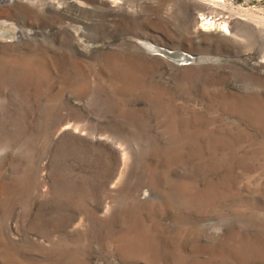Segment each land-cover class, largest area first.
<instances>
[{
    "label": "rangeland",
    "instance_id": "374dc122",
    "mask_svg": "<svg viewBox=\"0 0 264 264\" xmlns=\"http://www.w3.org/2000/svg\"><path fill=\"white\" fill-rule=\"evenodd\" d=\"M0 264H264V0H0Z\"/></svg>",
    "mask_w": 264,
    "mask_h": 264
},
{
    "label": "bare ground",
    "instance_id": "6f19581e",
    "mask_svg": "<svg viewBox=\"0 0 264 264\" xmlns=\"http://www.w3.org/2000/svg\"><path fill=\"white\" fill-rule=\"evenodd\" d=\"M212 23L215 24V21H214V22H211V20H210V24H211V25H213Z\"/></svg>",
    "mask_w": 264,
    "mask_h": 264
}]
</instances>
